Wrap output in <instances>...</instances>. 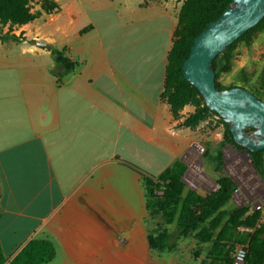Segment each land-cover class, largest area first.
<instances>
[{
  "label": "crops",
  "instance_id": "crops-1",
  "mask_svg": "<svg viewBox=\"0 0 264 264\" xmlns=\"http://www.w3.org/2000/svg\"><path fill=\"white\" fill-rule=\"evenodd\" d=\"M57 2V12L0 26L19 37L0 40L3 253L8 262L36 239L51 241L61 264L144 255L143 176L187 161L193 137L161 99L178 9L159 0ZM49 47L77 63L59 80Z\"/></svg>",
  "mask_w": 264,
  "mask_h": 264
},
{
  "label": "trees",
  "instance_id": "trees-1",
  "mask_svg": "<svg viewBox=\"0 0 264 264\" xmlns=\"http://www.w3.org/2000/svg\"><path fill=\"white\" fill-rule=\"evenodd\" d=\"M38 1L40 10L32 12L30 3ZM149 0H145L148 2ZM153 1V0H150ZM232 0H184L177 13V25L173 33L172 45L167 57L164 87L161 99L169 106L174 119L181 118L186 105L195 107L193 113L184 118L179 126L195 129L207 116L218 113L212 111L204 102L200 92L183 76L182 64L190 53L194 38L217 19L229 6ZM60 9L57 0H0V26L24 25L39 17L42 13L51 14ZM264 24V18L246 31L240 38L230 44L213 60L216 73V84L220 89L242 87L250 90L264 101V67L255 80L246 75L238 83L222 88L218 83L221 72L229 71L232 61V49L238 41L247 43L255 36L256 31ZM88 27L81 32L88 31ZM19 40V37L3 33L0 29V40ZM55 68L52 70L58 80L71 73L77 66L66 56L65 48L49 47ZM225 132V142L237 149H242L233 138L229 124L220 117ZM255 168L260 171L264 150L249 152ZM216 171H222L223 153L217 151ZM187 165L177 160L157 177L143 176L147 220L161 219L154 230L148 231V243L151 249L158 252L173 251L179 241L192 236L198 243H212L209 255L222 264H234L236 246L246 250L243 264H264V212L261 207L249 212L248 206L227 209L235 191V182L229 176L217 180V189L202 195L189 189L186 193L183 182ZM162 189L158 195L156 190ZM176 221L173 229L170 228ZM55 246L49 240H29L15 256L7 262L0 244V264H42L55 257Z\"/></svg>",
  "mask_w": 264,
  "mask_h": 264
},
{
  "label": "rangeland",
  "instance_id": "rangeland-1",
  "mask_svg": "<svg viewBox=\"0 0 264 264\" xmlns=\"http://www.w3.org/2000/svg\"><path fill=\"white\" fill-rule=\"evenodd\" d=\"M150 1V0H149ZM157 1V0H156ZM169 1L176 8L180 9L184 0H159ZM32 12L40 10V3L34 1L30 3ZM1 29V28H0ZM264 67V24L250 42L238 41L232 49V61L229 71H223L218 78V83L222 88H226L246 75H250L253 80L259 75ZM195 107L186 105L182 112V121L189 114L193 113ZM181 121V122H182ZM192 134V140L188 146L187 155L190 149L197 148V159L199 168L203 176H188L190 165H187L188 172L185 176V193L194 187L198 193L205 195L208 189L216 190L217 180L226 175L229 176L236 185L231 201L226 208L248 206L250 213L261 207L264 212V154L262 155L261 170L258 171L251 160L239 154L242 149H237L225 142L224 125L220 117L211 115L201 120L195 129L188 128ZM223 153L222 171H216L217 151ZM233 150V151H232ZM252 159V158H251ZM253 161V160H252ZM187 171V170H186ZM254 173L257 175H254ZM212 191V192H213ZM148 219V218H147ZM161 223V219L154 221L147 220V232L154 230L156 225ZM176 225L174 221L170 226L173 229ZM212 243H198L192 236L182 238L176 249L173 251L158 252L147 246L144 255H132L129 250L115 251L113 257H99L97 264H222L215 261L209 255ZM237 248L239 246H236ZM131 254V255H128ZM62 257H56L48 264H61Z\"/></svg>",
  "mask_w": 264,
  "mask_h": 264
},
{
  "label": "water",
  "instance_id": "water-1",
  "mask_svg": "<svg viewBox=\"0 0 264 264\" xmlns=\"http://www.w3.org/2000/svg\"><path fill=\"white\" fill-rule=\"evenodd\" d=\"M263 18L264 0H232L226 10L194 38L182 64L184 78L197 88L205 104L229 124L234 141L242 147L239 154L250 159L252 166L249 152L264 150V101L246 88L220 89L212 62ZM181 161L188 165L184 158ZM187 172L188 169L182 179L184 183Z\"/></svg>",
  "mask_w": 264,
  "mask_h": 264
},
{
  "label": "bare ground",
  "instance_id": "bare-ground-1",
  "mask_svg": "<svg viewBox=\"0 0 264 264\" xmlns=\"http://www.w3.org/2000/svg\"><path fill=\"white\" fill-rule=\"evenodd\" d=\"M196 152L198 153L197 148L193 147V148L190 149V152L187 155V162L190 165L188 176L190 175L193 178L198 176V175H200V176L204 175L203 172L201 171V169L199 168L200 167L199 166L200 163H199V161L197 159V153ZM254 175H256V174L254 173ZM256 177H257V175H256Z\"/></svg>",
  "mask_w": 264,
  "mask_h": 264
},
{
  "label": "built area",
  "instance_id": "built-area-1",
  "mask_svg": "<svg viewBox=\"0 0 264 264\" xmlns=\"http://www.w3.org/2000/svg\"><path fill=\"white\" fill-rule=\"evenodd\" d=\"M156 194L161 195L163 193L162 189L155 191ZM257 208H260L257 206ZM247 254L244 248L238 247L234 252V264H243L246 260Z\"/></svg>",
  "mask_w": 264,
  "mask_h": 264
}]
</instances>
